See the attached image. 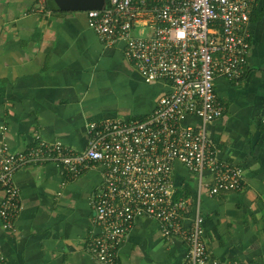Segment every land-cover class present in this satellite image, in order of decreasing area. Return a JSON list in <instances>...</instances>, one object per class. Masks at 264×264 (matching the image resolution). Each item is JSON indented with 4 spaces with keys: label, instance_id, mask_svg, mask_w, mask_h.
<instances>
[{
    "label": "crops",
    "instance_id": "obj_1",
    "mask_svg": "<svg viewBox=\"0 0 264 264\" xmlns=\"http://www.w3.org/2000/svg\"><path fill=\"white\" fill-rule=\"evenodd\" d=\"M249 27L244 73L238 81L215 76L224 111L207 125L219 156L243 167V186L208 195L198 191L194 173L173 164L175 196L203 214L204 264H264V0L253 4ZM122 47V41L103 43L84 10L0 0V142L23 149L39 135L81 149L88 121L146 116L169 86L144 81ZM14 180L22 207L13 229L0 222L3 264H101L85 248L97 232L91 199L102 181L100 166L62 183L53 162L29 163ZM186 250L184 239L163 236L155 219L139 217L115 264H184Z\"/></svg>",
    "mask_w": 264,
    "mask_h": 264
},
{
    "label": "built area",
    "instance_id": "obj_2",
    "mask_svg": "<svg viewBox=\"0 0 264 264\" xmlns=\"http://www.w3.org/2000/svg\"><path fill=\"white\" fill-rule=\"evenodd\" d=\"M45 0H40L43 5ZM257 0H106L84 10L86 21L106 44L123 42V55L146 82L163 80L161 94L142 118L109 117L86 123L87 141L76 149L39 135L23 149L0 142V222L14 228L22 207L15 171L29 163L53 162L61 182L101 167L102 181L91 199L97 232L86 250L101 264H115L118 247L139 217L157 221L163 236L187 243L184 264H204L203 214L185 196H175L173 164L195 174L198 191L215 195L240 189L241 165L219 156L207 133L224 104L216 75L238 81L250 46V12ZM144 33H134L135 29ZM195 115L196 123L186 122ZM0 128L3 125L0 124ZM189 218V224L184 220ZM4 256L0 253V264Z\"/></svg>",
    "mask_w": 264,
    "mask_h": 264
},
{
    "label": "water",
    "instance_id": "obj_3",
    "mask_svg": "<svg viewBox=\"0 0 264 264\" xmlns=\"http://www.w3.org/2000/svg\"><path fill=\"white\" fill-rule=\"evenodd\" d=\"M106 0H46L48 8L52 10H86L101 8Z\"/></svg>",
    "mask_w": 264,
    "mask_h": 264
},
{
    "label": "trees",
    "instance_id": "obj_4",
    "mask_svg": "<svg viewBox=\"0 0 264 264\" xmlns=\"http://www.w3.org/2000/svg\"><path fill=\"white\" fill-rule=\"evenodd\" d=\"M45 5H46V7H48L47 4H46V0H45ZM262 11H263V10H258L257 15L255 14L254 16H255V17H258V15H261Z\"/></svg>",
    "mask_w": 264,
    "mask_h": 264
},
{
    "label": "rangeland",
    "instance_id": "obj_5",
    "mask_svg": "<svg viewBox=\"0 0 264 264\" xmlns=\"http://www.w3.org/2000/svg\"><path fill=\"white\" fill-rule=\"evenodd\" d=\"M134 31H135L134 33H137V34L144 33V30L135 29Z\"/></svg>",
    "mask_w": 264,
    "mask_h": 264
}]
</instances>
